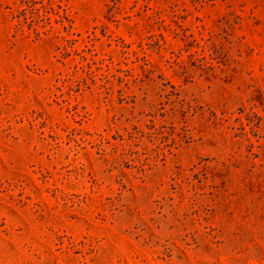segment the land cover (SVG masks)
Returning a JSON list of instances; mask_svg holds the SVG:
<instances>
[{"label":"rangeland","instance_id":"1","mask_svg":"<svg viewBox=\"0 0 264 264\" xmlns=\"http://www.w3.org/2000/svg\"><path fill=\"white\" fill-rule=\"evenodd\" d=\"M0 264H264V0H0Z\"/></svg>","mask_w":264,"mask_h":264}]
</instances>
